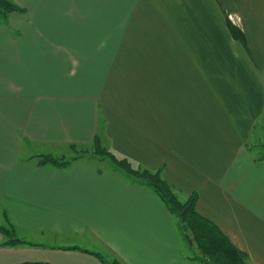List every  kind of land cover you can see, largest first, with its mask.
Instances as JSON below:
<instances>
[{
	"label": "crops",
	"instance_id": "0c3cea01",
	"mask_svg": "<svg viewBox=\"0 0 264 264\" xmlns=\"http://www.w3.org/2000/svg\"><path fill=\"white\" fill-rule=\"evenodd\" d=\"M11 1L24 12L0 20V264H102L95 246L120 264H199L150 188L85 151L96 139L198 193L197 212L264 264V0ZM72 146L80 160L37 165ZM9 224L36 243L3 245Z\"/></svg>",
	"mask_w": 264,
	"mask_h": 264
},
{
	"label": "trees",
	"instance_id": "16d2710c",
	"mask_svg": "<svg viewBox=\"0 0 264 264\" xmlns=\"http://www.w3.org/2000/svg\"><path fill=\"white\" fill-rule=\"evenodd\" d=\"M24 10L17 6L11 0H0V20H3L11 14L23 13ZM229 29L236 40L246 46V40L242 32L234 27L230 22ZM71 150L75 153L73 159L68 160L65 157L53 155L38 156L37 165H51L58 168H65L71 162L82 158V151L72 146ZM94 154L103 158H108L118 169L131 178L150 188L156 196L162 201L169 212L178 221V231L182 239L193 251L190 253V260L199 264H250L248 257L239 251L226 235L213 223L202 217L196 209L198 193L190 196H184L178 189L172 186L163 177V168L152 172L146 169H135L127 159H117L106 148L102 147L100 140L96 139L94 143ZM1 231L6 238L3 245L19 246L33 245L20 240L15 236L13 227L9 224L7 227H1ZM194 245L198 253L194 252ZM77 250V248H73ZM96 257L102 264H120L117 260L109 263L99 254L89 253ZM24 264H48V263H24Z\"/></svg>",
	"mask_w": 264,
	"mask_h": 264
},
{
	"label": "rangeland",
	"instance_id": "374dc122",
	"mask_svg": "<svg viewBox=\"0 0 264 264\" xmlns=\"http://www.w3.org/2000/svg\"><path fill=\"white\" fill-rule=\"evenodd\" d=\"M1 18V17H0ZM1 20H3V18L1 19ZM262 142H264V139H262ZM257 145H260V144H257ZM103 147V146H102ZM254 148H256V146H253ZM87 150H89V152L91 153V152H93V153H95L94 152V147H93V150L92 149H86L85 151H87ZM264 154V153H263ZM73 155L74 154H70L69 152H68V156L67 157H73ZM116 167V166H115ZM120 170V169H119ZM123 172V171H122ZM175 219V222H176V227L178 226L177 224H178V221H177V219L176 218H174ZM181 237V236H180ZM27 240H30V242H32L33 244H35L36 243V240H35V238L34 237H30L29 239H27ZM33 240H35V241H33ZM38 241H40L39 239H37V242ZM58 240H56V241H53V240H49V241H47V240H43V242L46 244L47 242H49V243H47V244H51V243H55V242H57ZM181 241H182V245H183V248L185 247V249H187V255H188V257L189 258H191L192 257V255L190 254V253H192L191 251H193L188 245L186 246V243H185V241L182 239V237H181ZM35 242V243H34ZM59 243H58V246H67L68 245V243L66 242V241H64V240H61V239H59V241H58ZM194 247H195V245H194ZM87 249L89 248V250L91 251V252H94V251H96V252H102V256L104 257V260H106L107 262H109V263H111V262H113L114 260H115V258H113V256H112V253H109L106 249L105 250H103V248L101 247V246H95V247H86ZM93 250V251H92ZM194 252L196 253H198V250L196 249V247L194 248ZM199 254V253H198Z\"/></svg>",
	"mask_w": 264,
	"mask_h": 264
}]
</instances>
